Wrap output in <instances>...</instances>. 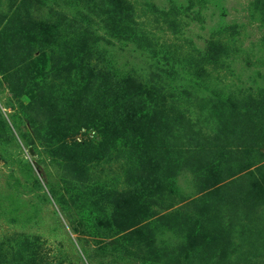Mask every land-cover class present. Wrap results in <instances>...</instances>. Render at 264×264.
Returning <instances> with one entry per match:
<instances>
[{
  "label": "rangeland",
  "instance_id": "1",
  "mask_svg": "<svg viewBox=\"0 0 264 264\" xmlns=\"http://www.w3.org/2000/svg\"><path fill=\"white\" fill-rule=\"evenodd\" d=\"M40 1L37 74L14 73L18 45L0 43V264H264V0H112L135 30L70 71L50 57L75 44L67 19L88 0ZM21 2L0 0V39ZM97 73L143 82L164 115L153 139L139 100L120 84L104 97ZM210 132L214 152L193 153ZM194 234L207 248L180 249Z\"/></svg>",
  "mask_w": 264,
  "mask_h": 264
},
{
  "label": "trees",
  "instance_id": "2",
  "mask_svg": "<svg viewBox=\"0 0 264 264\" xmlns=\"http://www.w3.org/2000/svg\"><path fill=\"white\" fill-rule=\"evenodd\" d=\"M21 1V5L18 6L19 10H16L14 14V19L18 21L16 27L11 23L10 25L7 24V28L14 32L11 34L9 39L5 37L4 39H0V43L3 42L2 44L8 45L10 42H13L10 46L15 47V49H17L18 45V52L20 55H22L23 59L22 63H18L20 66V71L17 70V68H14V73L23 74V71H26L29 72V75L37 74L33 68L35 59L43 58L46 54L47 44H51V39L41 34L38 28V23L43 22V19H46L44 8H41V3L43 4V2L40 0ZM50 10V12L56 14V12L53 10V6H50ZM57 14L60 17L58 18L59 20L64 17L63 12L61 11L57 12ZM67 20L69 21L68 27L70 29H77V41L75 44L71 45V47L66 46L65 51L62 50L60 52H52L50 57L51 59L63 57V62L61 63L60 67L66 71H70L74 68L77 70L79 68H83L85 59H88L85 57L92 53L93 50L98 49L101 46V41L105 39L107 35H115L114 30L120 29L129 31V26L131 27V30H135L134 26H132L133 14L131 12V7H121L113 3L112 0H88V2H86V11H81V13L78 15V18L74 16L73 18ZM12 38H14L15 41H9ZM10 46H7V49H9ZM79 49H81V52H83V59L80 60L79 63H76L74 57L77 56L76 52H79ZM63 51L65 54H60ZM94 68L95 66L90 68L91 73H93ZM91 77L92 80H94L93 82L97 83V90H99V92L103 94L104 97L110 100L116 98L115 96L118 95L117 90L120 88V85H122L124 90H126L127 93L132 98H134V100H139L137 109L143 115L141 116V126L146 136H149L151 139H153L159 133L161 119L164 118V115L160 109L152 106L154 101H150L149 97L145 95L146 92L144 90L145 87L143 86V82L133 75H128L122 84H120L121 82L115 83L114 80L112 82V76L107 73H97ZM31 124L35 126L37 135L41 134V129L43 127L39 125L36 120L31 121ZM217 137L218 134H214V132L207 133L206 137L204 136V140H199L198 137L195 136L197 142L193 145H190V148L195 154H198V152H200V154L201 152H204L205 154L214 152L213 142ZM189 159L194 163V157H190ZM212 166L211 160L206 161V164L203 167H206V170L209 168V170L206 171L205 175H207L208 172L212 170ZM145 180L147 183H151L152 177L145 174ZM131 194L134 195V192L126 191L120 195H117V200L115 203L116 206L118 208L122 206V209L128 210L129 200L124 201V199L121 197L126 195L130 196ZM146 210H150V207L146 208ZM136 217L137 214H134L130 220L136 219ZM162 218L169 222L170 215H164ZM199 248H207L201 234L191 235L185 240L184 247L180 246V249H184L183 251H187L188 249L195 250ZM189 253L190 252H188V254Z\"/></svg>",
  "mask_w": 264,
  "mask_h": 264
}]
</instances>
